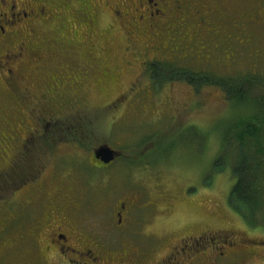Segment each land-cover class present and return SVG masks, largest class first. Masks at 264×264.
Listing matches in <instances>:
<instances>
[{
	"label": "flooded vegetation",
	"instance_id": "flooded-vegetation-1",
	"mask_svg": "<svg viewBox=\"0 0 264 264\" xmlns=\"http://www.w3.org/2000/svg\"><path fill=\"white\" fill-rule=\"evenodd\" d=\"M75 8L86 21L69 27ZM252 29L264 32V0H0V180L5 193L20 189L0 200V264H249L264 241L250 238L229 200L227 219L213 214L198 228L192 218L183 236L162 194L124 192L114 206L97 203L94 220L53 174L104 114L130 106L141 81L153 90L161 74L158 87H174L182 70L165 50L175 37L222 31L251 43ZM46 156L55 161L43 178L36 162Z\"/></svg>",
	"mask_w": 264,
	"mask_h": 264
},
{
	"label": "rangeland",
	"instance_id": "rangeland-1",
	"mask_svg": "<svg viewBox=\"0 0 264 264\" xmlns=\"http://www.w3.org/2000/svg\"><path fill=\"white\" fill-rule=\"evenodd\" d=\"M72 18L75 21L70 18L69 27L74 26L77 19L79 24L86 21L78 8ZM252 32L251 43L235 34L221 38L222 31L207 36L194 35L190 39L175 37L165 50L168 56L178 58V62L168 65L182 70L178 75L186 72L197 77L203 74L209 80L217 76L219 79H237L245 74L255 76L254 89L252 85L239 83V88L248 93L245 99L230 104L222 87L199 81L197 86H192L185 77L176 76L174 87L164 84L162 88L158 87L162 81L157 78L153 90L148 87V82L141 81L135 89L136 99L130 106L126 108L124 104L118 113L104 114L86 148L79 151L71 148L67 153L79 155L67 157L66 162L58 164V172L53 175L63 182V190H72L76 200H87L89 209L95 212V216L90 215L94 220L102 218L99 209L102 201L109 200L114 206L124 192L144 195L146 190L151 192L152 200H159L162 194L166 203H175L178 208L171 211L176 213L170 217L176 220L173 226L182 227L196 218L199 228L213 214L216 218L227 219L223 205L226 206L229 200L235 179L233 161L231 159L228 164L226 154L224 169L216 167V161L221 157L220 142L238 118L250 117L253 113L250 98L264 95V32L257 29ZM106 40H110L109 33ZM124 47L122 41L120 48ZM119 56H122L120 52ZM214 81L218 84V80ZM102 145L121 151L124 156L111 167H101L90 156ZM35 159L37 157L30 158L27 164L32 165ZM53 161L54 157L46 156L36 162L42 168L43 178L49 175ZM29 171L30 177L33 169ZM0 185V200L11 198L14 193L15 198L20 190L15 186L10 190L5 188V193L1 180ZM194 202L199 204L198 208L192 205ZM210 206L214 207V212L209 211ZM254 222L253 226L247 224L253 231L250 238L264 241V196ZM214 226L222 227L223 223L215 219ZM182 228L178 234L184 236L187 227ZM246 261L264 264V247L258 248L257 255L249 256Z\"/></svg>",
	"mask_w": 264,
	"mask_h": 264
},
{
	"label": "trees",
	"instance_id": "trees-1",
	"mask_svg": "<svg viewBox=\"0 0 264 264\" xmlns=\"http://www.w3.org/2000/svg\"><path fill=\"white\" fill-rule=\"evenodd\" d=\"M154 76L155 79L162 77L161 74H154ZM245 76L231 80L213 77L209 80L207 75L193 77L185 72L178 77L181 79L185 77L193 86H197L198 81L204 85H218L223 88L229 103L232 104L236 100H242L245 99L246 95L248 96L245 90L239 88V83L252 85V87L257 83L255 76ZM214 80H218V84ZM257 89L260 90L258 85ZM250 99L254 111L250 117L238 118L232 130L221 140V157L216 161V167L224 169L226 165L224 162L225 154L228 164L232 159V174L235 184L229 195V203L246 224L253 226L255 213L258 211L260 201L264 196V95Z\"/></svg>",
	"mask_w": 264,
	"mask_h": 264
},
{
	"label": "water",
	"instance_id": "water-1",
	"mask_svg": "<svg viewBox=\"0 0 264 264\" xmlns=\"http://www.w3.org/2000/svg\"><path fill=\"white\" fill-rule=\"evenodd\" d=\"M118 152L104 145L94 151V160L107 166L113 163L119 157Z\"/></svg>",
	"mask_w": 264,
	"mask_h": 264
}]
</instances>
